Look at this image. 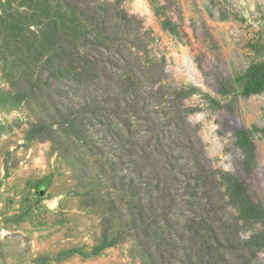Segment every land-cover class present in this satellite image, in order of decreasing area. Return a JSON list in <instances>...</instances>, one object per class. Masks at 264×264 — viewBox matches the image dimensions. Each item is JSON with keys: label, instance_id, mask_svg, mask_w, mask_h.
Masks as SVG:
<instances>
[{"label": "rangeland", "instance_id": "rangeland-1", "mask_svg": "<svg viewBox=\"0 0 264 264\" xmlns=\"http://www.w3.org/2000/svg\"><path fill=\"white\" fill-rule=\"evenodd\" d=\"M79 54L92 73L83 85ZM103 69L133 72L141 111L158 121L182 88L181 124L163 128L185 136L182 164L244 180L248 202L224 213L243 238L256 235L253 263L264 264V0H0V264H148L128 237L98 251L122 175H133L120 120L110 114L111 130L95 112L84 123L74 113L81 86L83 103L95 81L101 93Z\"/></svg>", "mask_w": 264, "mask_h": 264}, {"label": "trees", "instance_id": "trees-1", "mask_svg": "<svg viewBox=\"0 0 264 264\" xmlns=\"http://www.w3.org/2000/svg\"><path fill=\"white\" fill-rule=\"evenodd\" d=\"M72 61L68 59L69 63ZM78 65L81 68L77 71L78 80L82 84L83 77L91 79L92 73L83 68L81 54ZM71 66L74 69V65ZM125 71L121 74L103 69L101 77L97 75L106 79L104 87H100L101 93H93L99 87L95 81L93 92L88 90L90 85L87 86L84 103L82 86L79 85L83 104L74 112H84L83 123L85 119H91L87 113L95 112L96 120L103 121V124L108 122L111 130L110 114H114L131 136L127 141L130 143L128 152L133 161V175L130 183L125 180L126 175H122L119 188L123 193L120 194V205L115 208L117 217H103L107 228L98 251L118 242L119 238L128 237L133 247L147 257L148 264H254L256 235L243 238L240 229L229 225L224 213L230 202L237 205L248 202L244 180L233 181L223 170L202 164L199 159L195 163L182 164L176 149L185 136L173 130L167 133L163 128L169 123L181 124L183 117L177 97L182 88L171 87L174 94L167 107L173 113L166 121L159 122L141 111L145 105L136 98L137 86L126 77L133 72ZM92 76L93 80L97 78ZM102 101H108L112 111L106 113L108 108L102 106ZM74 118L77 117L72 114L69 120L72 122ZM50 129L51 124L41 122L40 131L51 136ZM123 139L121 136V141ZM231 186L237 191L235 197L228 195ZM116 218L119 226L113 239L109 240L106 232Z\"/></svg>", "mask_w": 264, "mask_h": 264}, {"label": "bare ground", "instance_id": "bare-ground-1", "mask_svg": "<svg viewBox=\"0 0 264 264\" xmlns=\"http://www.w3.org/2000/svg\"><path fill=\"white\" fill-rule=\"evenodd\" d=\"M143 11L146 12V13H150L149 9L146 6L143 7ZM183 63H185V65L187 66V68L189 69V71L191 73H193V74H197L198 73V71L195 68V65L193 63V60L191 59V57H190L189 54H185L184 55V57H183Z\"/></svg>", "mask_w": 264, "mask_h": 264}, {"label": "water", "instance_id": "water-1", "mask_svg": "<svg viewBox=\"0 0 264 264\" xmlns=\"http://www.w3.org/2000/svg\"><path fill=\"white\" fill-rule=\"evenodd\" d=\"M43 192H44V191L42 190L41 193L43 194Z\"/></svg>", "mask_w": 264, "mask_h": 264}]
</instances>
